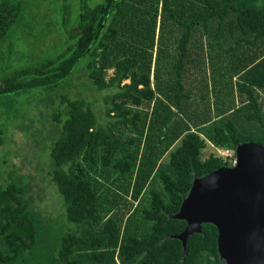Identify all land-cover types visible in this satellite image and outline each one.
Wrapping results in <instances>:
<instances>
[{
    "label": "trees",
    "instance_id": "trees-1",
    "mask_svg": "<svg viewBox=\"0 0 264 264\" xmlns=\"http://www.w3.org/2000/svg\"><path fill=\"white\" fill-rule=\"evenodd\" d=\"M83 4L71 32L75 45L1 80L0 103L29 89L58 87L85 58L87 80L109 92L112 120L103 125L86 99L61 96L49 175L76 229L52 248L45 247L50 224L28 197L27 180L4 182L0 169V264H225L214 225L189 236L184 254L173 236L187 223L173 216L195 177L229 166L213 155L202 159L207 141L230 149L264 145V0ZM21 10V2L0 0V42ZM121 126L139 136L123 139ZM2 136L0 129V146ZM158 168L165 192H152L151 207L143 210L151 226L139 236L129 231L128 218ZM116 173L112 183L118 181L123 205L110 188L105 192L113 201L103 200L104 187L94 178L109 181Z\"/></svg>",
    "mask_w": 264,
    "mask_h": 264
},
{
    "label": "rangeland",
    "instance_id": "rangeland-1",
    "mask_svg": "<svg viewBox=\"0 0 264 264\" xmlns=\"http://www.w3.org/2000/svg\"><path fill=\"white\" fill-rule=\"evenodd\" d=\"M22 3V10L16 23L11 27L3 42H0V81L13 76L16 72L53 60L75 45L71 32L83 7L84 0H15ZM105 0H87L88 6L94 8ZM87 60V59H86ZM81 60L76 68V74L67 78L58 87L29 89L20 94H12L0 103V129L3 131L4 144L0 146V169L3 181L14 178L28 190V197L41 216L48 220L50 242L46 248H52L66 235L76 229V224L70 223L66 214L64 198L52 182L49 173L53 170L52 146L56 137L53 120L55 111L63 109L61 96L84 98L92 106L101 124L108 125L112 120L106 114L109 105L106 102L108 91H98L87 80V70ZM113 71L108 73V77ZM264 109V94H263ZM140 112H147L141 108ZM121 137L125 140L137 138L138 133L131 127L121 126ZM209 143V145H208ZM180 143L169 151L162 159L161 165H168L170 154ZM135 145L131 147L134 149ZM226 148L215 146L207 141L203 151V160L211 155L224 160ZM222 156V157H220ZM160 169L155 172L142 197L131 209L127 226L133 234L142 236L149 231L151 223L144 217V209L151 207L152 192L164 193V185L159 177ZM107 175V174H106ZM104 187L100 193L103 200H112L106 188L117 192L122 199V190L116 189L117 173L106 181L100 175L94 177ZM45 253V251H44Z\"/></svg>",
    "mask_w": 264,
    "mask_h": 264
},
{
    "label": "water",
    "instance_id": "water-1",
    "mask_svg": "<svg viewBox=\"0 0 264 264\" xmlns=\"http://www.w3.org/2000/svg\"><path fill=\"white\" fill-rule=\"evenodd\" d=\"M237 164L195 177L174 219L186 229L173 236L187 252L189 236L212 224L225 264H264V145L245 142L235 149Z\"/></svg>",
    "mask_w": 264,
    "mask_h": 264
},
{
    "label": "built area",
    "instance_id": "built-area-1",
    "mask_svg": "<svg viewBox=\"0 0 264 264\" xmlns=\"http://www.w3.org/2000/svg\"><path fill=\"white\" fill-rule=\"evenodd\" d=\"M224 161L228 162L229 166H235L237 164V156L235 149L226 148Z\"/></svg>",
    "mask_w": 264,
    "mask_h": 264
},
{
    "label": "crops",
    "instance_id": "crops-1",
    "mask_svg": "<svg viewBox=\"0 0 264 264\" xmlns=\"http://www.w3.org/2000/svg\"><path fill=\"white\" fill-rule=\"evenodd\" d=\"M208 145H209V143H208Z\"/></svg>",
    "mask_w": 264,
    "mask_h": 264
}]
</instances>
